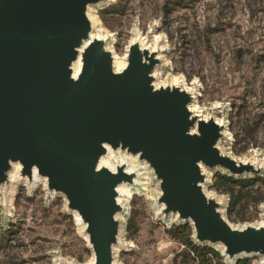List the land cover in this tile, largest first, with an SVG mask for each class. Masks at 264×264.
<instances>
[{
    "label": "water",
    "instance_id": "water-1",
    "mask_svg": "<svg viewBox=\"0 0 264 264\" xmlns=\"http://www.w3.org/2000/svg\"><path fill=\"white\" fill-rule=\"evenodd\" d=\"M107 1L0 0V194L43 180L77 214L90 264H116L127 211L119 189L135 187L136 164L147 165L162 217L189 225L193 242L226 264L264 263V207L261 225L236 228L228 197L207 192L212 174L259 179L264 166L223 151L227 123L191 110L195 85L159 84L161 41L136 36L117 71L109 37L92 38V10Z\"/></svg>",
    "mask_w": 264,
    "mask_h": 264
},
{
    "label": "rangeland",
    "instance_id": "rangeland-1",
    "mask_svg": "<svg viewBox=\"0 0 264 264\" xmlns=\"http://www.w3.org/2000/svg\"><path fill=\"white\" fill-rule=\"evenodd\" d=\"M91 15L100 28L92 38L98 32L109 37L117 71L124 68L136 36L152 46L161 41L166 51L155 73L159 84L196 86V115L227 123L223 151L264 166V0H108ZM80 67V62L74 66L76 74ZM102 165L111 167L106 159ZM135 167L138 184L119 189L127 211L116 264H182L185 235L172 229L178 226L173 219L160 215V185L149 166ZM213 175L207 192L225 203L212 188ZM257 180L248 203L237 209L239 217L230 221L236 228L263 223L264 176ZM11 181L17 182L13 173ZM67 206L43 180L5 189L0 194V264H90L87 238ZM248 260L264 264L259 257Z\"/></svg>",
    "mask_w": 264,
    "mask_h": 264
},
{
    "label": "trees",
    "instance_id": "trees-1",
    "mask_svg": "<svg viewBox=\"0 0 264 264\" xmlns=\"http://www.w3.org/2000/svg\"><path fill=\"white\" fill-rule=\"evenodd\" d=\"M257 181L259 180H237L220 173L214 176L212 188L219 194L227 196L229 199L227 208L229 221L239 217L237 209L240 208L243 202L248 203V199L252 196L251 188ZM240 219L241 221H245V216H240ZM172 229L179 235H185V238L182 237L180 240L187 249L181 256L182 264H226L219 252L210 247H200L193 242L192 229L189 225H178L174 226ZM236 264H251V261L242 259Z\"/></svg>",
    "mask_w": 264,
    "mask_h": 264
},
{
    "label": "bare ground",
    "instance_id": "bare-ground-1",
    "mask_svg": "<svg viewBox=\"0 0 264 264\" xmlns=\"http://www.w3.org/2000/svg\"><path fill=\"white\" fill-rule=\"evenodd\" d=\"M101 37H102V35L98 32V34L96 35V36H94L93 38H96V39H101ZM116 60H117V65H118V67H121L122 66V63L120 62V60H119V58H118V56H116ZM76 69V68H75ZM78 73V72H77ZM158 74V73H157ZM186 90L188 91V92H193V89H191V88H189V87H186ZM191 110L194 112V113H200V109H199V107L197 106V103H194L192 106H191ZM218 123L219 124H223V122L222 121H219L218 120ZM17 168H18V165H17ZM11 178V177H10ZM123 187V186H122ZM125 189H123V191H124ZM77 215V214H76Z\"/></svg>",
    "mask_w": 264,
    "mask_h": 264
}]
</instances>
